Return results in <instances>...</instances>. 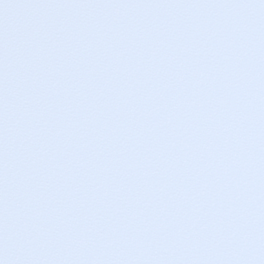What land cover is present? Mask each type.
<instances>
[{"label": "snow or ice", "instance_id": "snow-or-ice-1", "mask_svg": "<svg viewBox=\"0 0 264 264\" xmlns=\"http://www.w3.org/2000/svg\"><path fill=\"white\" fill-rule=\"evenodd\" d=\"M0 264H264V0H0Z\"/></svg>", "mask_w": 264, "mask_h": 264}]
</instances>
